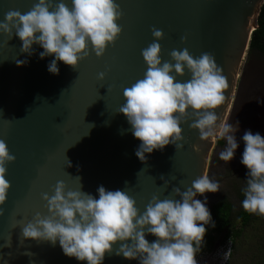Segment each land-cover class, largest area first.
Returning <instances> with one entry per match:
<instances>
[{
  "label": "water",
  "instance_id": "obj_1",
  "mask_svg": "<svg viewBox=\"0 0 264 264\" xmlns=\"http://www.w3.org/2000/svg\"><path fill=\"white\" fill-rule=\"evenodd\" d=\"M37 2L0 0V21L9 10L25 13ZM66 2L71 7L70 0ZM115 2L123 13L118 21L121 35L102 58L89 46V57L77 70L58 61L59 74H52L48 66L54 56L41 59L44 50L35 44L33 55L28 56L21 52L18 36L8 40L0 35V139L16 157L7 165L11 188L0 217V264H87L66 256L58 241L55 246L31 240L21 245V228H13L37 212L48 214L41 195H52L58 181L68 190H79L81 183V190L97 199L100 186L125 190L143 213L153 195L163 199L174 187L184 191L206 174L218 138L201 141L199 131L190 128L193 120L181 125L182 148L169 144L145 154L142 162L135 154L141 141L132 134L127 118L117 113L125 103L123 89L147 70L142 50L154 40L153 27L164 33L159 41L162 62L174 63L173 49L187 48L197 58L202 53L215 57L229 84L225 103L215 110L221 120L233 123L259 94L262 80L251 76V71L244 74L240 67L264 0ZM17 61L27 63L17 66ZM100 73L105 74L103 81L98 79ZM190 78L187 69L183 77H176L179 82ZM165 181L168 187L163 190ZM145 238L149 243L156 240L151 234ZM103 264H139V260H126L113 252L105 255Z\"/></svg>",
  "mask_w": 264,
  "mask_h": 264
},
{
  "label": "clouds",
  "instance_id": "obj_2",
  "mask_svg": "<svg viewBox=\"0 0 264 264\" xmlns=\"http://www.w3.org/2000/svg\"><path fill=\"white\" fill-rule=\"evenodd\" d=\"M70 3L71 7L66 0H38L25 13L9 10L0 21V35L8 40L13 34L18 36L21 52L28 56L33 55L34 44L42 47L41 59L55 57L48 66L52 74H59L58 61L77 70L79 63L89 57V46L98 59L109 45L114 46L122 33L118 21L123 13L115 0ZM151 31L154 40L142 50L147 70L143 78L123 89L125 103L117 112L127 118L132 134L141 141L136 156L145 162V154L163 150L169 144L175 145L176 150L182 148L181 125L193 120L190 128L199 131L201 141H226L218 156L221 161L230 162L238 148L235 133L239 129L238 124L221 120L215 111L225 103L229 88L222 68L212 54L202 53L197 58L187 48L171 51L174 63L162 62L159 41L164 33L155 27ZM25 63L17 61V66ZM185 69L191 78L177 81V76L185 75ZM104 78L105 74L100 73L98 79ZM243 141L241 164L248 169V178L242 190V207L264 217V137L246 131ZM15 160L6 142L0 139V217L5 214L3 205L11 188L6 179L7 165ZM167 187L165 181L162 189ZM81 189V183L79 190H68L63 181H58L52 195L42 193L48 214L37 212L26 223L20 220L13 225L21 228V245L31 240L55 246L58 241L66 256L87 264H103L105 255L113 252L126 260L138 259L139 264H198L196 257L204 242L205 226L215 227L207 199H196L197 195L220 191L219 182L208 175L197 177L184 191L174 187L163 199L153 195L143 213L125 190L108 191L100 186L97 199ZM146 234L156 240L149 243ZM230 254L229 248L224 259Z\"/></svg>",
  "mask_w": 264,
  "mask_h": 264
},
{
  "label": "rangeland",
  "instance_id": "obj_3",
  "mask_svg": "<svg viewBox=\"0 0 264 264\" xmlns=\"http://www.w3.org/2000/svg\"><path fill=\"white\" fill-rule=\"evenodd\" d=\"M247 52L248 48L244 53L242 63ZM249 101L256 104L255 113H252L253 115L248 118L250 122L244 120V118H237L231 124L233 126H237L238 124L239 129L235 133L238 148L234 154V158L226 163L221 161L219 156H217L226 146V141L224 139L220 138L223 140L222 147L216 148L214 146L212 152V156H215L214 165L208 166L205 175L219 182L220 191L217 193H205L203 196L198 195L197 198L201 200V202H204L206 198V206L208 209L212 203L220 199L232 202L236 210L242 206V203L238 201L236 197L238 192H243L242 190L246 187L245 172H248V169L241 164L245 148L243 135L246 131H251L253 134L259 133L264 137V93L263 95L256 93ZM244 122L245 125L243 124ZM239 227V221L234 220L233 228L239 229ZM232 244L233 250L231 249V254L227 259H224V254L229 249L228 242L224 244V247H218L209 253H198L196 257L198 264H226L227 262L228 264H264V217L259 216L251 219L248 224L241 229L240 234L234 238Z\"/></svg>",
  "mask_w": 264,
  "mask_h": 264
},
{
  "label": "trees",
  "instance_id": "obj_4",
  "mask_svg": "<svg viewBox=\"0 0 264 264\" xmlns=\"http://www.w3.org/2000/svg\"><path fill=\"white\" fill-rule=\"evenodd\" d=\"M257 28L252 31L249 43L248 50L257 49L264 53V3L262 4L260 11L256 19ZM247 173L245 172V178L247 180ZM237 198L242 203L244 199L243 192H238ZM209 211L212 216V221L215 224V227H212L211 224L206 225V238L205 242L202 245L201 251H208L211 248L212 242L219 236L223 235L222 242L232 241L237 237L241 229L245 227L248 222L260 215L251 214L246 212L243 207L236 210L227 200L222 199L213 206L209 208ZM238 220L240 223L239 229L233 228V221Z\"/></svg>",
  "mask_w": 264,
  "mask_h": 264
},
{
  "label": "flooded vegetation",
  "instance_id": "obj_5",
  "mask_svg": "<svg viewBox=\"0 0 264 264\" xmlns=\"http://www.w3.org/2000/svg\"><path fill=\"white\" fill-rule=\"evenodd\" d=\"M242 70V72H244V74H247L248 72L251 71L250 75H254L256 78L261 79L262 81L259 83V86L257 89L259 94L264 92V53L257 50V49H253V50H248V52L246 53L245 59L241 65L240 71ZM253 72V73H252ZM247 108H245V111L241 109L240 114L238 115L237 118H244V120H247L248 122H250V120L248 119L249 116H252V113H255V108H256V104L254 102L248 101ZM247 109V110H246ZM243 120V121H244ZM227 121V120H226ZM232 124V123H229ZM223 146V140L218 138L215 142V147L216 148H220ZM218 156V154H217ZM214 155L211 156V161H210V166L214 165ZM237 198V197H236ZM221 200V199H220ZM219 200V201H220ZM237 200L239 201V199L237 198ZM217 201V202H219ZM228 201V200H227ZM217 202L212 203L209 208L211 206H213L214 204H216ZM233 207H235L232 202L228 201ZM242 206H240L241 208ZM238 208V209H240ZM209 236L204 237V242L206 240V238ZM222 237L223 235H219L211 244V248L206 251V249L204 251H201L200 254H204V253H209L211 252L213 249H216L218 247L221 246H225L224 244H226L227 242L229 243V248L232 249L233 247V242L232 241H225L222 242ZM203 242V243H204ZM233 250V249H232ZM228 264V262L226 263Z\"/></svg>",
  "mask_w": 264,
  "mask_h": 264
}]
</instances>
